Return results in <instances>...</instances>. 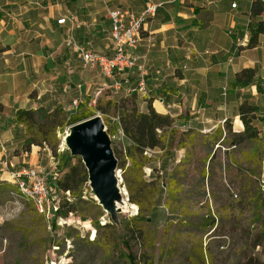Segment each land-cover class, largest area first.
Returning <instances> with one entry per match:
<instances>
[{
	"label": "rangeland",
	"instance_id": "obj_1",
	"mask_svg": "<svg viewBox=\"0 0 264 264\" xmlns=\"http://www.w3.org/2000/svg\"><path fill=\"white\" fill-rule=\"evenodd\" d=\"M238 1L242 10L249 3ZM222 4L226 7L230 0ZM100 9L107 13L102 1ZM239 19L246 21L247 15L241 13ZM108 21L110 18L103 17L100 30H109L110 36L111 21ZM104 94L99 97L103 108L91 104L88 97L84 109L101 117L115 155L126 144L119 131L113 134L118 114L113 109L107 112ZM58 102L55 106L65 109L67 115L72 114L71 99L63 104ZM52 106L45 108L51 110ZM71 127L66 125L48 136L34 130L40 143L32 145L28 152L23 150L29 139L26 127L15 121L13 111L4 109L0 114V131L9 128L13 136L0 141V162L6 154L10 160L13 155L19 156L20 165L25 159L38 164L48 174L52 190L47 210L41 213L33 203L14 194L15 183L8 170L5 173L0 167V264H131L125 238H131L140 264H264V224L257 218L255 206V198H261L264 204L260 143L234 145L224 128L220 134V126L209 132L182 131L175 126L173 132L167 133L165 150L147 149V164L143 173H138L144 175L145 181L157 179L160 188L154 195L155 203L151 202L149 187L134 182V173L131 170L125 173L117 160L122 199L116 201L120 206L115 213L98 204L88 181L81 192L84 200L79 201L78 212L65 217L66 208L60 214L58 207L69 194L58 192L56 181L81 159L66 144ZM259 129L264 134V129ZM61 154L73 158L66 165ZM121 158L124 160V155ZM128 185L144 205L145 220L137 218L140 207L130 202ZM124 202L126 207L121 205ZM261 213L264 214V208Z\"/></svg>",
	"mask_w": 264,
	"mask_h": 264
},
{
	"label": "crops",
	"instance_id": "obj_2",
	"mask_svg": "<svg viewBox=\"0 0 264 264\" xmlns=\"http://www.w3.org/2000/svg\"><path fill=\"white\" fill-rule=\"evenodd\" d=\"M101 1L107 13L121 7L138 14L148 2L160 4L142 31L137 67L117 77L128 78L129 84L119 93L106 91L105 99L130 95L128 90L138 86L139 70L144 68L147 92L138 93L141 108H147L143 98L150 100L157 112L175 117V126L182 131L209 132L227 119L235 132L243 131L239 116L243 100L258 106L257 125L264 129V34L257 45L249 46L252 2L242 10L238 0H230L226 7L222 3L228 0H0V102L4 109L15 112L54 105L53 109L57 100L63 104L70 99L84 103L96 89L114 82L99 69L84 67L78 50L65 45L72 36L83 47L113 53L109 30H100L103 17L109 19L100 9ZM235 1L237 9L231 6ZM241 13L247 15L246 21L239 19ZM63 17L66 22L58 24ZM244 68L255 70L253 81L234 87L236 73ZM11 133L9 128L0 131V141L12 138ZM119 134L124 144L131 143L122 131ZM12 157L17 168L38 165L26 159L20 165L19 156Z\"/></svg>",
	"mask_w": 264,
	"mask_h": 264
},
{
	"label": "trees",
	"instance_id": "obj_3",
	"mask_svg": "<svg viewBox=\"0 0 264 264\" xmlns=\"http://www.w3.org/2000/svg\"><path fill=\"white\" fill-rule=\"evenodd\" d=\"M264 14V4L261 1H254L251 5L250 10V22L249 28L251 32L249 46H255L258 44V38L261 34H264V23L262 22L261 16ZM255 70L252 68H244L235 75V81L233 86H247L249 85L254 77ZM147 102V108L142 109L140 102L142 98L138 96L137 92H132L128 96H121L116 99H106V105L108 111L111 109L115 110L118 114V125L113 131L115 134L117 131H122L125 138L130 140V144L126 145L124 149L119 152L115 151V156L118 160V167L125 170H131L140 187L148 186L152 191L151 201L155 203L154 195L158 194L160 185L157 179L152 181H145L143 179L144 175H138V173H143V168L146 166L147 156L145 155L147 149H166L167 148V133L173 132L175 128L176 118L169 114H162L155 110L152 103L148 99H144ZM102 99H97L98 108L101 107ZM86 106L84 103L72 112L71 115H67L65 109L56 106L51 110H47L44 106H39L37 108H19L13 112L14 119L18 124H22L26 127L29 139L26 145H24L23 150L30 151L31 146L34 144H39L38 138L34 135V130L44 136H48L51 133L56 134L65 128L66 125H73L83 120H86L93 116L91 111L84 109ZM4 111V105L0 102V114ZM105 112V111H103ZM106 112V113H107ZM258 106L251 103L249 100H243L239 105V116L244 124V130L241 132H235L231 123V120L227 119L224 126H220L219 132L222 135L224 128L226 131V136H230L231 142L234 145L243 144L248 141L255 142L256 144H261V149H263V154L261 158L264 159V134L259 129L257 122L261 118L257 114ZM219 137L215 138L218 140ZM45 140V139H44ZM121 155H124L125 159L122 160ZM58 156V154H56ZM65 158L66 165L69 163L73 156L60 155ZM127 161L129 165L126 169ZM62 169L65 166H61ZM65 168L64 170H66ZM89 181L88 171L83 163V161L78 158L77 163L70 165L69 168L64 173L61 179H57L56 188L58 192L69 193L68 199L63 205L59 207V213L63 214V207L66 208L64 216L67 217L70 213L78 212L79 201H83V195L81 194L83 186ZM130 189V202L139 205L140 214L137 216L138 219L145 220L144 218V205L141 204L139 199L135 198L132 192L131 185H128ZM74 199V201H70ZM256 206V216L258 219L263 221L264 224V214L261 213V209L264 208L261 198H255ZM136 210V206H134ZM82 217H84L82 215ZM97 226V225H95ZM264 234V229H263ZM124 245L128 250L127 257L131 264H140L137 261L136 254L134 252V245L132 244L131 238H125L123 240Z\"/></svg>",
	"mask_w": 264,
	"mask_h": 264
},
{
	"label": "built area",
	"instance_id": "obj_4",
	"mask_svg": "<svg viewBox=\"0 0 264 264\" xmlns=\"http://www.w3.org/2000/svg\"><path fill=\"white\" fill-rule=\"evenodd\" d=\"M184 1V0H180ZM250 2L264 0H248ZM160 4L148 2L138 14L131 11L116 7L108 10L111 21L110 37L113 42L114 51L112 54H104L91 47H83L77 43L74 37L70 36L65 41L68 47H74L78 50L83 66L90 69H99L103 76L114 79V82L107 87L96 89L91 95V104H95L97 99L106 91L119 93L129 84L127 78L123 81L117 77L127 74L137 67L139 60L138 47L142 36V31L152 17L157 13ZM232 8H238V2L232 3ZM66 17L60 18L58 24L66 22ZM264 23V14L261 16ZM1 34V29H0ZM140 82L137 87L130 88V93L137 92L146 94V70L140 68ZM81 89V86H79ZM73 106L77 109L81 104L80 99L73 100ZM118 120V118H117ZM4 148V147H3ZM5 153V149L3 154ZM2 168L8 170L11 179L15 183L16 190L14 194L28 202L33 203L41 213H45L48 203L51 201L52 190L48 186V174L38 166H27L17 168L16 165L4 154L1 161ZM67 194H69L67 192ZM57 209V208H56ZM59 209V207H58Z\"/></svg>",
	"mask_w": 264,
	"mask_h": 264
},
{
	"label": "water",
	"instance_id": "obj_5",
	"mask_svg": "<svg viewBox=\"0 0 264 264\" xmlns=\"http://www.w3.org/2000/svg\"><path fill=\"white\" fill-rule=\"evenodd\" d=\"M66 144L72 154L81 157L98 204L115 213L116 201L122 199L117 159L101 117L92 116L73 124L66 136Z\"/></svg>",
	"mask_w": 264,
	"mask_h": 264
},
{
	"label": "bare ground",
	"instance_id": "obj_6",
	"mask_svg": "<svg viewBox=\"0 0 264 264\" xmlns=\"http://www.w3.org/2000/svg\"><path fill=\"white\" fill-rule=\"evenodd\" d=\"M69 133H70V131L68 132V135H69ZM116 205H117L118 207L120 206V204H118V203H117ZM121 205H124V207H126V206H127V203L124 202V204H121ZM71 220H72V219H71ZM73 221H74V219H73ZM66 222H67V221H66ZM70 223H71V222H70ZM85 224H86V223H85Z\"/></svg>",
	"mask_w": 264,
	"mask_h": 264
}]
</instances>
